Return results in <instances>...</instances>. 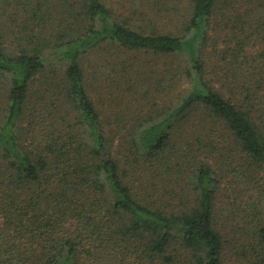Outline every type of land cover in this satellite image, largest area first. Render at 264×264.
<instances>
[{
	"label": "trees",
	"instance_id": "obj_1",
	"mask_svg": "<svg viewBox=\"0 0 264 264\" xmlns=\"http://www.w3.org/2000/svg\"><path fill=\"white\" fill-rule=\"evenodd\" d=\"M264 264V0H0V264Z\"/></svg>",
	"mask_w": 264,
	"mask_h": 264
},
{
	"label": "rangeland",
	"instance_id": "obj_2",
	"mask_svg": "<svg viewBox=\"0 0 264 264\" xmlns=\"http://www.w3.org/2000/svg\"><path fill=\"white\" fill-rule=\"evenodd\" d=\"M113 1V5L115 4V2H116V0H112ZM119 2H127V1H130V0H118ZM228 264H235V262H234V260L232 259V260H229L228 261Z\"/></svg>",
	"mask_w": 264,
	"mask_h": 264
}]
</instances>
